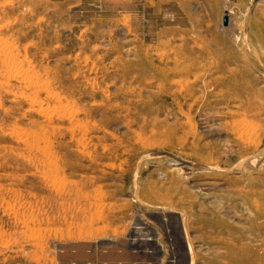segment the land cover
<instances>
[{
	"label": "rangeland",
	"instance_id": "374dc122",
	"mask_svg": "<svg viewBox=\"0 0 264 264\" xmlns=\"http://www.w3.org/2000/svg\"><path fill=\"white\" fill-rule=\"evenodd\" d=\"M260 36L264 0H0V264H264Z\"/></svg>",
	"mask_w": 264,
	"mask_h": 264
},
{
	"label": "bare ground",
	"instance_id": "6f19581e",
	"mask_svg": "<svg viewBox=\"0 0 264 264\" xmlns=\"http://www.w3.org/2000/svg\"><path fill=\"white\" fill-rule=\"evenodd\" d=\"M259 40H258V43L256 42V46L261 50L262 49V47L264 46V36H260L259 38H258ZM246 44V43H245ZM255 50V49H254ZM51 108H53V107H51ZM43 113V112H42ZM41 113V114H42ZM45 115V114H44ZM155 191H156V186L155 185H152V186H150L149 188H147L146 189V198H149V195H154L155 196ZM155 199V198H154ZM166 204V203H165ZM167 206H170L169 204H167ZM121 259V258H120ZM115 260H117V258L115 259V257L114 258H111V259H109V262H108V264H114V262H115Z\"/></svg>",
	"mask_w": 264,
	"mask_h": 264
},
{
	"label": "water",
	"instance_id": "95a60500",
	"mask_svg": "<svg viewBox=\"0 0 264 264\" xmlns=\"http://www.w3.org/2000/svg\"><path fill=\"white\" fill-rule=\"evenodd\" d=\"M131 259H123L121 258V260L119 261V264H130Z\"/></svg>",
	"mask_w": 264,
	"mask_h": 264
}]
</instances>
